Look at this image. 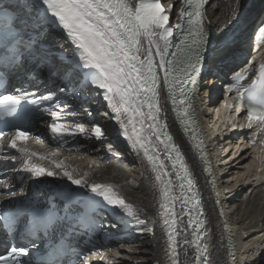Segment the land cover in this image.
Returning a JSON list of instances; mask_svg holds the SVG:
<instances>
[{
	"label": "snow or ice",
	"instance_id": "snow-or-ice-1",
	"mask_svg": "<svg viewBox=\"0 0 264 264\" xmlns=\"http://www.w3.org/2000/svg\"><path fill=\"white\" fill-rule=\"evenodd\" d=\"M209 3L182 0L172 23L175 4L165 5L162 0H0V88L7 92L17 77L57 82L54 90L43 94L38 89L28 92L19 88L10 94L0 93V121L7 127L9 120H30L35 111L50 113L52 122L46 126L60 142L46 152L30 150L26 144L30 132L14 124L13 131L0 130V159L18 163L19 169L13 166L10 172H23L33 183L43 177L61 181L47 195L38 186L32 191L40 194L25 195L28 189L20 187L17 192L16 184L0 179V264H33L27 259L29 248L10 239L21 223L24 234L45 241L46 251L35 264H93L91 256L83 255L86 246L101 228L119 229L125 216L134 221L128 226L136 228L138 235L154 232L155 221L141 219L140 210L127 202L118 186L96 182L92 166L81 171L68 162L72 157L61 158L65 145L75 143L76 137L95 140L96 151L112 152L113 145L105 144L113 134L142 156L154 174L167 264H182L181 242L186 256L188 248H194L192 264H212L203 201L181 147L169 131L161 97L166 93L176 120L194 142L208 173L206 181L215 189L216 177L192 98L199 88L208 86L206 76L235 64L230 77L225 73L228 91L238 94L235 111H246L247 129L255 128L252 144L257 143L258 135L264 136V0H229L214 29L206 9ZM254 25L253 51L261 50L258 66L254 64L257 57L252 56L240 67L238 57ZM56 28L66 34L76 55L68 57L51 39ZM225 97L222 104L231 107L227 93ZM22 103L34 108L21 109ZM45 104L48 107H43ZM77 113L89 117L88 126L79 120L61 122ZM97 116L99 120H95ZM106 121L114 122L112 131ZM32 138L43 143L40 136ZM259 144L261 147L254 149L260 162L256 175L251 165H245L248 171L234 178L236 185L264 182L260 174L264 172V139ZM79 150V145L68 148L69 152ZM45 161L47 164L41 163ZM215 194L223 216L220 194ZM6 197L10 204L4 203ZM108 209L116 213V222L103 224ZM224 229L229 230L227 221ZM228 241V256L232 264H238L231 235ZM243 249L245 256L264 252V230L244 243ZM128 251L135 254L134 248ZM100 260L112 264L105 256ZM239 264L250 261L242 257Z\"/></svg>",
	"mask_w": 264,
	"mask_h": 264
},
{
	"label": "bare ground",
	"instance_id": "bare-ground-1",
	"mask_svg": "<svg viewBox=\"0 0 264 264\" xmlns=\"http://www.w3.org/2000/svg\"><path fill=\"white\" fill-rule=\"evenodd\" d=\"M168 4H175V8L171 13L170 18H174L179 9V4L176 0H166ZM229 0H214L208 10L209 21L213 23V29L217 24V18H222L227 10ZM214 6V7H213ZM207 87H201L200 93L209 91L212 86L206 82ZM210 82L211 79H210ZM166 93H162L161 104L167 114V120L174 136L180 140L181 147L187 154L189 165L196 175L200 190L203 194L204 207L207 214L206 241L209 245L212 264H232L228 256V237L233 235L235 241L239 245L236 250L237 262L242 257L249 259L258 264H264V252H259L256 256H252L249 252L245 256L243 253V244L249 239H253L260 235L261 230H264V182H256L250 180L248 185H236V179L246 173L248 169L245 165L252 166V174L256 175V167L259 166V160L256 156L257 151L253 152L255 162L248 164L251 156H249V148L242 146L241 148L234 147L231 143L222 140L221 137L215 136L216 141V166L219 170L218 192L221 195L223 205V216L220 215V210L214 201V191L210 188L206 181L208 175L205 174L200 163V158L195 151L194 144L191 139L187 140L183 130L178 127L175 115L172 113L170 104L165 99ZM222 113V114H221ZM224 112L216 114L214 126L218 125L221 119H224ZM222 126V125H221ZM264 139V137L262 138ZM125 149H119L120 155L118 160H112L108 163L100 159L99 156H80V155H65L72 159L68 162L74 167H78L81 171H88L89 166L95 169L94 179L96 181H111L119 187L120 191L126 197L127 202L140 210L141 219L147 221H155L153 233H144L138 235L136 233L135 242L130 244H122L118 247L117 253L107 251V260L114 264H167L166 255V234L162 228V223L159 216V192L154 186V174L142 156H137L127 142H124ZM254 149L261 147L257 140ZM243 149H245L243 151ZM243 151V153H241ZM237 153L233 156L232 153ZM64 156V157H65ZM62 157V158H64ZM231 157V159H230ZM227 161V163H225ZM98 165V167H96ZM224 173L223 175L221 173ZM264 175V172L260 173ZM234 193V195H233ZM225 217V219H224ZM228 223V231L224 229V222ZM134 224V221L130 222ZM149 226H152L151 224ZM134 228V227H133ZM136 229V228H134ZM137 230V229H136ZM223 236V239L221 237ZM190 238V237H189ZM129 248L135 249V254L128 251ZM184 246L181 242L180 256L182 264H192V247L188 248L187 256L183 250ZM241 250V254L240 251ZM117 256V258H115Z\"/></svg>",
	"mask_w": 264,
	"mask_h": 264
}]
</instances>
